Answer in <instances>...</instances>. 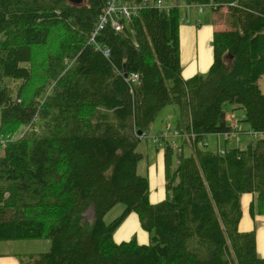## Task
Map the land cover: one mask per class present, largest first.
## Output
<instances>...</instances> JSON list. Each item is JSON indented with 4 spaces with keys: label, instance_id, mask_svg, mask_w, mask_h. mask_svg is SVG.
<instances>
[{
    "label": "trees",
    "instance_id": "trees-1",
    "mask_svg": "<svg viewBox=\"0 0 264 264\" xmlns=\"http://www.w3.org/2000/svg\"><path fill=\"white\" fill-rule=\"evenodd\" d=\"M112 1L0 0V241H49L19 264H264L255 233L238 229L245 194L250 215L264 216V0H179L226 10L207 74L188 79L179 6L148 0L115 18L122 30L109 20L93 36ZM226 103L259 138L208 151L206 136L236 133ZM171 105L175 128L154 134L164 198L152 203L136 147ZM117 204L122 214L106 224ZM131 213L147 245L114 242Z\"/></svg>",
    "mask_w": 264,
    "mask_h": 264
},
{
    "label": "rangeland",
    "instance_id": "rangeland-1",
    "mask_svg": "<svg viewBox=\"0 0 264 264\" xmlns=\"http://www.w3.org/2000/svg\"><path fill=\"white\" fill-rule=\"evenodd\" d=\"M84 1V0H83ZM161 1L163 6L167 5H178L180 8V30L182 38V59L181 67L183 74L192 77L195 75L205 76L208 72L209 66L212 62V44L211 36L213 31L224 30L226 24L224 22V14L226 10L220 12H214L211 7H203V12L199 13V8L186 7L182 5L179 0H158ZM196 31L198 36V55L194 58L193 50V32ZM190 41V45H189ZM209 63V64H208ZM207 64V69L202 71V68ZM261 92L264 94V75L260 78L258 82ZM223 109L226 113V120L230 126L234 125L236 127V133H232L229 136L228 142H224L221 136L208 135L205 141L207 146L205 149L212 152H217V140L223 142L222 146L226 149L232 148H243L247 146L252 140L259 138V135L252 134L249 125L244 122L245 113L242 109H237L235 105L226 103L223 105ZM177 109L174 105L166 107L160 112L154 123L151 125L149 131L137 144L136 151L142 155V159L138 162L137 172L139 175H147L148 168L155 164L158 153H161L163 148V143L156 144L154 141V134L163 131L164 134H168L167 130L175 128L177 123ZM24 127L21 126L20 129L13 136V139L18 138L24 131ZM163 134V133H162ZM239 138V141L232 142L233 137ZM2 140H0L1 142ZM170 139V143H171ZM158 145V150H157ZM173 146V144H172ZM202 147V146H200ZM3 157V150L0 146V158ZM162 194L164 195L163 186L160 184L150 185V201L156 199H162ZM124 210V206L117 204L112 208L104 217V222L109 224L114 219L119 217ZM248 216V213H247ZM91 211L85 213V219L90 220ZM263 218L264 216H260ZM250 225L255 235L259 232V225L264 224L254 222L248 216ZM263 221V220H261ZM240 231V230H239ZM248 231V232H250ZM242 232V231H240ZM261 232L264 235V228H261ZM141 245H147L149 243V235L144 231L140 223L135 216L131 213L120 224V226L115 230L113 234V240L116 243L128 242L134 240ZM49 241L46 239L37 241H0V259L2 262L0 264H8V260L14 259H26L27 256L38 255V253L45 252L49 249ZM257 253L261 258H264V239L259 236L256 241Z\"/></svg>",
    "mask_w": 264,
    "mask_h": 264
},
{
    "label": "crops",
    "instance_id": "crops-1",
    "mask_svg": "<svg viewBox=\"0 0 264 264\" xmlns=\"http://www.w3.org/2000/svg\"><path fill=\"white\" fill-rule=\"evenodd\" d=\"M181 33L182 32L180 31L181 52H182ZM193 34H194V36H193V50L195 51L194 52V54H195L194 58H196L197 55H198V51L197 50H198L199 43H198V36H197L196 31H194ZM211 38H212V36H211ZM189 45H190V41H189ZM181 59H182V55H181ZM206 69H207V64L204 66V68H202V71H205ZM182 77L184 79H188V78H190V75L187 76V75L183 74V72H182ZM148 179H149V182H150V185H151L152 188H153V185H155V184H160V186H163V184H164V178H163V152L158 153V157L156 158L155 164L148 168ZM163 198H164V195L162 194V199ZM154 199L155 200H151L152 203H157V202L162 200V199H156L155 197H154ZM252 202H253V196L252 195L245 194V195H243L241 197L240 203H241V207H242V218L240 220L238 229L240 231H242V232H248V231H250L252 229V227L250 225V222H249V219H248V216L254 222L256 221V218H257V223L264 224V217L263 218H261L260 216H253L252 217L250 215L249 206H250V204ZM247 213H248V216H247ZM261 220H263V221H261ZM258 228H259V232L256 234V241L259 239V236H260V238L263 241L264 235L261 232V228H264V225H262V226L259 225ZM0 254H3V253H0ZM8 261H10V262H8V264H19L18 261L14 260V259H11V260H8ZM1 262H2V259H0V263Z\"/></svg>",
    "mask_w": 264,
    "mask_h": 264
},
{
    "label": "built area",
    "instance_id": "built-area-1",
    "mask_svg": "<svg viewBox=\"0 0 264 264\" xmlns=\"http://www.w3.org/2000/svg\"><path fill=\"white\" fill-rule=\"evenodd\" d=\"M113 0L112 2L108 3L106 6V12L104 15L99 17V20L96 24V26L93 29V36L97 35L99 31H101L105 24L110 20L111 26L115 31H120L122 30V25L115 19L120 17H123L125 19H129L131 15H135L136 11L141 7V6H146L148 4V0H142L139 6L129 9L126 5H121L119 7H116L114 4ZM157 6H161V2L157 1L156 2ZM128 11L131 13L129 15ZM107 50H103V55L107 56ZM229 135H225L224 138L228 139Z\"/></svg>",
    "mask_w": 264,
    "mask_h": 264
},
{
    "label": "water",
    "instance_id": "water-1",
    "mask_svg": "<svg viewBox=\"0 0 264 264\" xmlns=\"http://www.w3.org/2000/svg\"><path fill=\"white\" fill-rule=\"evenodd\" d=\"M67 1L74 5H80L83 2V0H67ZM124 77L126 78L127 74H124ZM138 135L139 136L141 135L140 131H138Z\"/></svg>",
    "mask_w": 264,
    "mask_h": 264
},
{
    "label": "bare ground",
    "instance_id": "bare-ground-1",
    "mask_svg": "<svg viewBox=\"0 0 264 264\" xmlns=\"http://www.w3.org/2000/svg\"><path fill=\"white\" fill-rule=\"evenodd\" d=\"M105 12H106V9H104V12L100 15V16H102V15H104L105 14Z\"/></svg>",
    "mask_w": 264,
    "mask_h": 264
}]
</instances>
